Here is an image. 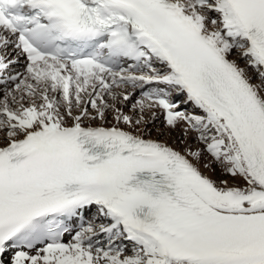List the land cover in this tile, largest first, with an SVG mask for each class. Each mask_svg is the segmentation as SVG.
Wrapping results in <instances>:
<instances>
[{
	"label": "snow or ice",
	"instance_id": "6c2138e0",
	"mask_svg": "<svg viewBox=\"0 0 264 264\" xmlns=\"http://www.w3.org/2000/svg\"><path fill=\"white\" fill-rule=\"evenodd\" d=\"M0 264H264V0H0Z\"/></svg>",
	"mask_w": 264,
	"mask_h": 264
},
{
	"label": "bare ground",
	"instance_id": "6f19581e",
	"mask_svg": "<svg viewBox=\"0 0 264 264\" xmlns=\"http://www.w3.org/2000/svg\"><path fill=\"white\" fill-rule=\"evenodd\" d=\"M185 108V110L192 112V111H197L193 109V107L189 104L187 106H182ZM109 120L111 121V117H109ZM162 122H157L156 127L151 129V134L153 138H158L160 140L166 141L167 143H169L171 146H173L174 148H177L179 150H182L184 148V144L180 143V133L179 131L173 132L171 135H164V136H158L157 132H156V128H162ZM188 143L193 147H197V143L195 141V139L193 137H189L188 138ZM201 170L204 172L205 175H211L213 178H215V174L214 173H210L207 169H204L203 167L201 168ZM102 240H105L106 238H101ZM125 244H128V241H124ZM130 247V245H129Z\"/></svg>",
	"mask_w": 264,
	"mask_h": 264
},
{
	"label": "rangeland",
	"instance_id": "374dc122",
	"mask_svg": "<svg viewBox=\"0 0 264 264\" xmlns=\"http://www.w3.org/2000/svg\"><path fill=\"white\" fill-rule=\"evenodd\" d=\"M182 108H184V107H182ZM185 109V108H184ZM130 247H131V245H130Z\"/></svg>",
	"mask_w": 264,
	"mask_h": 264
}]
</instances>
